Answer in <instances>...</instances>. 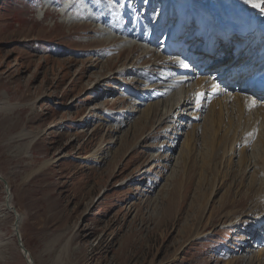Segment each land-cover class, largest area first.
Wrapping results in <instances>:
<instances>
[{"label":"rangeland","instance_id":"obj_1","mask_svg":"<svg viewBox=\"0 0 264 264\" xmlns=\"http://www.w3.org/2000/svg\"><path fill=\"white\" fill-rule=\"evenodd\" d=\"M100 1L0 0V175L10 190L0 179V202L13 197L35 264H52L68 239L67 264H264V203L245 215L264 198V125L240 144L236 113L217 105H232L224 96L253 74L243 76V62L263 60L264 38L250 35L241 50L236 38L203 63H190L198 88V77L223 73L226 79L218 88L203 87L178 114L169 95L159 92L173 72L167 61L146 54L140 63V51L96 43L93 26L80 24L79 11ZM57 3L74 9L63 13ZM133 8L139 15L146 10ZM103 51L111 55L101 58ZM216 57L222 62L209 67ZM126 67V74L110 77ZM119 117L127 126L117 128ZM201 188L203 198L192 204ZM200 207H206L205 238H184L179 225L197 224ZM235 215L254 227L230 225ZM15 216L6 210L0 220V264H28L13 230Z\"/></svg>","mask_w":264,"mask_h":264},{"label":"bare ground","instance_id":"obj_2","mask_svg":"<svg viewBox=\"0 0 264 264\" xmlns=\"http://www.w3.org/2000/svg\"><path fill=\"white\" fill-rule=\"evenodd\" d=\"M49 1L50 0H48V2ZM137 4H140L142 6L144 5L146 9L145 12L141 15L137 14L135 12V8H133L134 5ZM58 8L62 9L63 13L72 11L74 9V7L70 4H66L64 6L60 4V6L58 5ZM90 10H93V14H90ZM162 11V20L157 21L158 18H160V14ZM79 13L82 15L80 16V24L93 26L92 29L94 36H98L100 38V40L96 43L110 42L112 43V45L110 46L111 48H120V51L123 52L131 50L136 53L140 51L142 53V56L138 60L140 63L142 62V59L145 57L146 54L153 55L154 57L162 60L164 59L169 63L168 67L173 70V72L170 73L171 75L168 76V79L164 81L162 88L159 90V92L163 96L169 95V98L166 101L174 103L172 105V108L179 109L177 112L178 114H185L184 112H182V110L185 111L189 108L188 104H191V100H193L194 98H196V96H199V94L202 93L203 87H210V90L218 88L217 83L221 79L222 81H225L226 79L223 73H216L212 78L198 77L196 83L197 85L201 86L200 88H198L192 83L195 74V70L193 69V67H191L192 64L203 63L205 59L209 58L213 54H216L218 51L221 50V47H224L225 44L233 42V40L236 38H239V42L236 43L241 44L242 46L239 47L240 50L243 47L245 48L246 40L249 39V36L251 34H254L255 40L258 39V41L260 40V38H264V6L260 8L254 7L253 4L248 2V0H101L96 8L93 9L90 5L84 10H80ZM170 22L171 25L169 29H166V33H163L165 30V26ZM132 28H134V31H131ZM189 29L192 31H190L192 34L186 36L187 39L182 41V38L185 37L184 35ZM246 33L248 36L244 37L243 34ZM145 34L147 37L146 39H143V35ZM160 35H162V38L164 39L161 41L158 40L156 42ZM88 39L87 41H89L90 44H96L92 42V39ZM188 39H191L193 41L191 45L187 48L185 42ZM198 39H202L201 42L197 43L196 40ZM187 49L188 53H185ZM107 55H111V52L103 51V55H101L100 57L102 58ZM219 58L220 57L211 59L208 66L214 67L220 64L222 60ZM109 60L110 58H107L106 62H108ZM261 60V58L258 59V61L256 60V63L254 64V60L252 59L251 61H245V63L243 62V65H240L241 71H244V77L246 74H253L244 82V86L237 85L234 93L230 92V90L226 93V95L224 96V100L228 102L231 101L232 105L224 103L223 100L219 101V104L216 103L220 107H223L228 111L232 110L234 111V113H236V118L238 119L236 125H238L242 137L239 134L241 138L238 139V141L237 139H235L234 141H237L240 144H248V142H250V140L254 137L256 130L264 125V100L259 102L257 96H254L252 94L255 90V87L252 84V80L255 75L259 73L257 72L258 68L264 64V58L262 61ZM138 68L139 66H134L131 70L137 73ZM128 70H130L129 67L122 68L121 70L111 74L110 77L119 73L126 74ZM106 78L109 77L107 76ZM99 83L100 81L97 80L96 86H98ZM96 86L92 88H95ZM187 88H190V90H187ZM219 89H221V87H219ZM206 97L210 96L206 95ZM231 98H234V100H232ZM212 106L214 107L215 105ZM213 107L210 106V109ZM203 108L205 109V107ZM172 115L173 112H168L166 114V116ZM174 116L176 117L177 115ZM210 116H213V114ZM211 119L214 118L211 117ZM117 120V128L123 127L125 125L127 126L128 124V120L125 121L124 118L119 117L117 118ZM174 121L177 122L176 119H174L173 122L169 124L171 125V129L168 130V136L172 135L170 133H173V129L174 127H176ZM238 128L236 129L238 130ZM237 130L236 132H238ZM26 132L27 131L22 130L20 136H22L23 138H27ZM40 136L41 133H38L34 137L30 138L27 147L34 144V142L37 141ZM233 136L235 137V135ZM243 152H245L244 148ZM257 154L259 153L257 152ZM255 159L258 158H254V160ZM262 159L263 163L261 167V192H263L264 190V158ZM9 191L10 190L7 189V193ZM199 191L201 193H198L193 198L192 204L199 203V200L203 198L202 188ZM254 201L255 204L253 206L249 205L250 207H247L246 209L245 215L249 218L252 216L251 213L255 212L256 209L261 208V204L264 203V198L261 200L260 203L256 200ZM232 203H236V205H238L240 202L239 200L234 202L231 201L225 208L230 207ZM245 203L249 202L246 200ZM201 207L199 209V213L201 212ZM16 209L17 208H15V205L13 203V197L6 195L5 199L0 202V220L3 218V215L6 210H12L16 214L12 226L13 230L17 232L18 236V233L21 230V224L23 223L24 219L23 216L19 214ZM205 211L206 207L202 209L200 215L198 214L197 224L188 223V225L184 226L183 223H181L182 225H179L180 228H184V238L187 237L189 238V240L205 238L202 231V222L204 220ZM261 212L264 214V210H262ZM229 214L230 213H227L226 217L229 216L231 219H233L234 213L232 215ZM262 216V214L256 213L255 218H259ZM234 218V221H230V225H235L238 228L244 224L245 226L248 225L249 228L254 227L255 223H250L249 220L240 221V218L237 219L236 215ZM179 222L180 220L178 221V223ZM76 238H72V241H74ZM58 240L59 238H57V241ZM21 241L23 240L21 239ZM71 244L72 243L70 239H68V241L65 242L64 245L59 248L55 260L52 264H67L68 258H66V261H64L63 254H65L66 251H69ZM2 246L4 247V244L0 239V247ZM23 246L25 247L24 244ZM56 248L57 246L55 243L51 246L49 245L47 247V254H50L53 249ZM22 249L23 247L21 248V250ZM23 252L24 249L22 250V253ZM28 252V254L24 253L28 264H35L29 250Z\"/></svg>","mask_w":264,"mask_h":264},{"label":"water","instance_id":"obj_3","mask_svg":"<svg viewBox=\"0 0 264 264\" xmlns=\"http://www.w3.org/2000/svg\"><path fill=\"white\" fill-rule=\"evenodd\" d=\"M0 179L4 181V183L6 185V188L8 189L7 181L1 175H0ZM18 238H19V242H20L21 248L23 247V249H24V253L25 254H28L29 253L28 250L23 246V242L21 241L22 238H21L20 233H18Z\"/></svg>","mask_w":264,"mask_h":264},{"label":"snow or ice","instance_id":"obj_4","mask_svg":"<svg viewBox=\"0 0 264 264\" xmlns=\"http://www.w3.org/2000/svg\"><path fill=\"white\" fill-rule=\"evenodd\" d=\"M248 2L253 4V6L257 8L264 6V0H248Z\"/></svg>","mask_w":264,"mask_h":264}]
</instances>
